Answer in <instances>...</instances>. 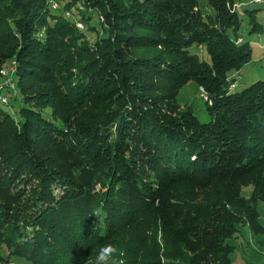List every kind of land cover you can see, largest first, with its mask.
I'll use <instances>...</instances> for the list:
<instances>
[{"label": "trees", "instance_id": "obj_1", "mask_svg": "<svg viewBox=\"0 0 264 264\" xmlns=\"http://www.w3.org/2000/svg\"><path fill=\"white\" fill-rule=\"evenodd\" d=\"M244 3L0 0V264H92L117 233L138 252L232 264L239 226L264 234V78L237 90L254 59L244 14L263 28ZM190 81L208 121L177 100ZM174 167L211 214L171 186Z\"/></svg>", "mask_w": 264, "mask_h": 264}, {"label": "rangeland", "instance_id": "obj_2", "mask_svg": "<svg viewBox=\"0 0 264 264\" xmlns=\"http://www.w3.org/2000/svg\"><path fill=\"white\" fill-rule=\"evenodd\" d=\"M242 8L245 7L257 11V21L262 25L263 30L249 33V13L244 14V23L241 28V32L246 39H250L253 47V61L246 64L240 71L238 81L239 86L237 90L242 89L246 85L250 84L254 80L264 78V0L263 2L255 3L250 2L251 0H244ZM199 6L202 10L211 12L212 9L208 5V0H199ZM73 18L77 21V25L80 29L88 31L86 23L81 21L79 11L74 10L72 12ZM92 20L88 24L96 25L97 15H92ZM91 33V32H90ZM95 35V32H92ZM91 34V35H92ZM94 37V36H92ZM262 45V46H260ZM206 59H209V55L206 52L201 53ZM11 66L5 68V73H9ZM205 91L199 87L195 81L186 83L179 91L177 95L178 102L182 107H191L201 121H208L210 115L207 110L205 101ZM170 171V172H169ZM167 178L171 186L176 189L184 198L191 204V208L198 216L205 217L206 213L211 214L214 207H211L212 202L210 193L208 190L200 187H194L183 178L184 171L180 172L175 167L169 169ZM252 190V185L243 187V191L248 193ZM22 205V200H21ZM259 211V217L262 224H264V200H259L257 204ZM104 221V219H103ZM131 229L135 230L134 225H131ZM230 243L235 245V250L231 254L232 264H264V234L254 233L251 228L244 224L239 226L238 231L234 236L228 239ZM112 244L116 248V253L108 262V264H183L179 257L174 258L171 256L164 255V252L159 251L157 247L151 245V247L143 248L142 251L138 252L140 244L136 245L134 239L128 238V233L120 234L117 233L114 238L106 240L104 244H101L100 248ZM100 248L92 252V259L89 263L96 264V256ZM10 264H28L24 260L12 261Z\"/></svg>", "mask_w": 264, "mask_h": 264}, {"label": "clouds", "instance_id": "obj_3", "mask_svg": "<svg viewBox=\"0 0 264 264\" xmlns=\"http://www.w3.org/2000/svg\"><path fill=\"white\" fill-rule=\"evenodd\" d=\"M116 251V248L112 244L101 247L96 256V264H108Z\"/></svg>", "mask_w": 264, "mask_h": 264}, {"label": "bare ground", "instance_id": "obj_4", "mask_svg": "<svg viewBox=\"0 0 264 264\" xmlns=\"http://www.w3.org/2000/svg\"><path fill=\"white\" fill-rule=\"evenodd\" d=\"M205 93V92H204ZM205 96V98H206V94L204 95Z\"/></svg>", "mask_w": 264, "mask_h": 264}]
</instances>
